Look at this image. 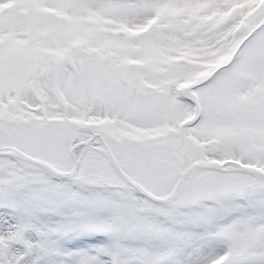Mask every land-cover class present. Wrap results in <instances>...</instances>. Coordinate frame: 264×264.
<instances>
[{
  "label": "snow or ice",
  "instance_id": "snow-or-ice-1",
  "mask_svg": "<svg viewBox=\"0 0 264 264\" xmlns=\"http://www.w3.org/2000/svg\"><path fill=\"white\" fill-rule=\"evenodd\" d=\"M0 264H264V0H0Z\"/></svg>",
  "mask_w": 264,
  "mask_h": 264
}]
</instances>
